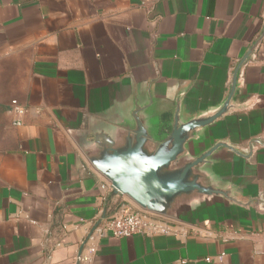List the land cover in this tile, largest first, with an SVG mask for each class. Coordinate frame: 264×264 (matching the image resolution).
<instances>
[{"label":"crops","instance_id":"0c3cea01","mask_svg":"<svg viewBox=\"0 0 264 264\" xmlns=\"http://www.w3.org/2000/svg\"><path fill=\"white\" fill-rule=\"evenodd\" d=\"M263 30L264 0H0V264H264V145L249 160L223 151L221 164L263 211L100 237L99 219L135 204L78 144L152 82L164 120L184 87L188 113L219 103ZM241 80L236 100L250 107L215 132L247 150L264 142V38Z\"/></svg>","mask_w":264,"mask_h":264},{"label":"water","instance_id":"95a60500","mask_svg":"<svg viewBox=\"0 0 264 264\" xmlns=\"http://www.w3.org/2000/svg\"><path fill=\"white\" fill-rule=\"evenodd\" d=\"M263 38L264 30L235 63L217 104L188 113L189 88L184 87L176 92L171 116L164 120L168 109L160 105L152 82L147 96L135 94L130 102L116 104L99 116L78 140L91 165L115 192L141 209L185 224L195 225L225 208L263 211L260 197L249 196L221 164L226 160L223 151L249 160L254 144L264 142L252 139L244 150L215 132L229 114L250 107L239 104L236 97L244 67Z\"/></svg>","mask_w":264,"mask_h":264},{"label":"built area","instance_id":"2783aa9c","mask_svg":"<svg viewBox=\"0 0 264 264\" xmlns=\"http://www.w3.org/2000/svg\"><path fill=\"white\" fill-rule=\"evenodd\" d=\"M12 103L15 110L19 114H23L25 112L24 108L20 107L17 104L16 100H13ZM16 123L21 124L20 121H17ZM107 183L113 189L112 185L108 181ZM167 220H170L171 223L175 225H189L159 214L143 210L137 205L134 206L130 203H123L113 213L99 219L93 232L98 234V236L100 237L108 235L119 237L131 236L134 234L157 233L168 230V227L165 226L166 224L164 225V222H168ZM91 259L92 257L90 255H83L81 253V255L79 256V263L81 260L85 262H91Z\"/></svg>","mask_w":264,"mask_h":264},{"label":"rangeland","instance_id":"374dc122","mask_svg":"<svg viewBox=\"0 0 264 264\" xmlns=\"http://www.w3.org/2000/svg\"><path fill=\"white\" fill-rule=\"evenodd\" d=\"M126 198H128V197H126ZM129 199V198H128ZM130 200V199H129Z\"/></svg>","mask_w":264,"mask_h":264}]
</instances>
